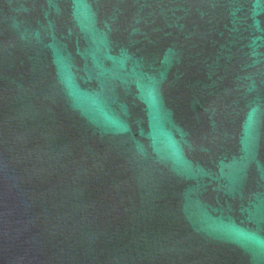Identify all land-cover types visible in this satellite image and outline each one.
Segmentation results:
<instances>
[{"label":"water","instance_id":"obj_1","mask_svg":"<svg viewBox=\"0 0 264 264\" xmlns=\"http://www.w3.org/2000/svg\"><path fill=\"white\" fill-rule=\"evenodd\" d=\"M0 264H264V0H0Z\"/></svg>","mask_w":264,"mask_h":264}]
</instances>
